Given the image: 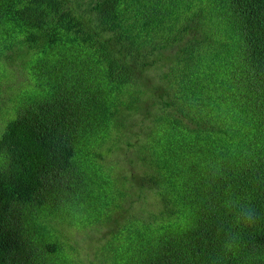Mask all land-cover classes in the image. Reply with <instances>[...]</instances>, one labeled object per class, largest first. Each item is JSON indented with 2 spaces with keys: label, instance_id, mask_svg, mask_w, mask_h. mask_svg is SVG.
Masks as SVG:
<instances>
[{
  "label": "trees",
  "instance_id": "obj_1",
  "mask_svg": "<svg viewBox=\"0 0 264 264\" xmlns=\"http://www.w3.org/2000/svg\"><path fill=\"white\" fill-rule=\"evenodd\" d=\"M0 264H264V0H0Z\"/></svg>",
  "mask_w": 264,
  "mask_h": 264
}]
</instances>
